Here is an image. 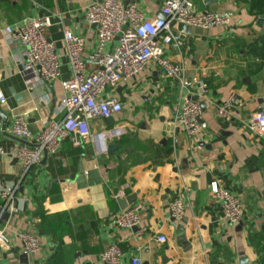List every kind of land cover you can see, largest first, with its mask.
<instances>
[{"label":"crops","instance_id":"crops-1","mask_svg":"<svg viewBox=\"0 0 264 264\" xmlns=\"http://www.w3.org/2000/svg\"><path fill=\"white\" fill-rule=\"evenodd\" d=\"M90 1L0 0V90L5 98L0 108L8 116L5 129L0 121V148L6 152L0 153V188L20 183L17 212L6 221L0 211L12 240L11 248L0 250V263L23 264L16 234L29 231L40 239L39 250L28 257L31 263L103 264L100 253L116 243L124 252L120 264H133V259L141 264H240L241 257L247 258L244 264H264V135L241 122L264 110V12L251 13L248 0H193L198 11L233 10L231 26L194 27L180 40L179 50L167 47L170 57L185 62L187 79L197 77L205 89L194 81L185 89L149 65L110 93L123 110L113 123L91 120L93 138H84L80 147L66 139L56 155L43 157L25 176L20 162L8 154L20 144L10 132L14 116L24 114L34 133L45 120L63 117L62 81L72 76L63 30L85 38L84 57L94 50L95 27L84 18ZM132 1L145 16L161 17L164 0H125ZM261 6L264 10V0ZM46 15H52L48 32L61 62L60 76L52 82L22 70L23 47L5 31L25 17ZM232 93L242 105L229 120H221L216 105ZM185 97L204 109L208 128L198 139L173 127V113ZM115 127H123L124 134L108 136L106 131ZM111 144L117 146L112 154ZM213 181L241 199L245 213L240 223L224 217L210 190ZM120 191L121 198L136 195L130 205H144L136 228L114 225L123 209L115 196ZM185 193V217L172 221L169 206ZM160 234L166 243L156 241Z\"/></svg>","mask_w":264,"mask_h":264},{"label":"built area","instance_id":"built-area-1","mask_svg":"<svg viewBox=\"0 0 264 264\" xmlns=\"http://www.w3.org/2000/svg\"><path fill=\"white\" fill-rule=\"evenodd\" d=\"M161 12L165 17H147L135 1L93 0L84 7L85 21L95 27V48L84 57L85 38L69 28L63 30V43L68 56L72 76L62 81L66 96L63 100V117L59 120H45L39 132H32L24 114L13 117L10 132L25 140L26 144H17L8 154L22 165L24 176L41 164L44 153L56 155L63 142L70 139L72 146L80 147L84 138H93L90 122L94 119L115 117L123 110L120 100L112 96L122 83L127 82L155 66L167 78L177 79L183 88L188 89L192 82L200 89L206 83L194 77L187 79V67L183 59L170 57L166 50L172 47L180 49V34L177 24L184 23L193 28L210 29L229 27L235 16L233 10L198 11L193 0H164ZM175 23L176 26L172 24ZM53 24L52 15L43 17H25L5 31L12 40L19 42L21 65L25 73H37L43 81L52 82L60 76V55L54 41L49 37V28ZM114 46L110 49V43ZM5 98L0 90V103ZM242 105L238 94L232 93L223 102L216 105L215 114L221 120H229L233 111ZM249 131L264 133V110L252 113L241 121ZM174 130L183 131L189 138L198 139L207 132L208 124L204 119V109L197 101L185 97L180 107L173 113ZM125 132L123 127L106 131L108 136L118 137ZM174 144L177 140L174 137ZM0 153L6 152L0 148ZM20 183L0 188L1 214L17 212L14 205ZM210 190L222 206L224 217L230 224L241 222L245 207L241 199L232 191L224 188L218 181L210 183ZM117 198L124 196L120 191ZM187 194L180 195L169 206L171 218L182 221L188 205ZM144 210L141 203L121 209L113 218L119 228L133 229L140 224V214ZM16 238L22 245L23 253L28 257L40 248V239L29 231H19ZM159 243H166L164 234L154 237ZM12 240L7 228L0 219V250L11 248ZM124 252L119 244H111L100 253L103 264H120ZM133 264H141L133 259ZM1 264V263H0ZM28 264L31 263L28 260Z\"/></svg>","mask_w":264,"mask_h":264},{"label":"water","instance_id":"water-1","mask_svg":"<svg viewBox=\"0 0 264 264\" xmlns=\"http://www.w3.org/2000/svg\"><path fill=\"white\" fill-rule=\"evenodd\" d=\"M161 17H165V15L162 13ZM172 25H173V26H176L175 23H173ZM177 29H178L179 32H181V36H180L181 39H183V38L185 37V34H192V33H193V27L190 26V25H186V24H184V23H179V24H177ZM7 120H8V116H7V114L4 113V112L1 110V108H0V121L2 122V127H3V129H5V127H6ZM107 120H108L109 122L113 123L114 117H109V118H107ZM263 135H264V133H263ZM17 140L19 141V143H22V144H26V143H27L25 140H21V139H19V138H18ZM116 148H117V146H116L115 144H111V145H109L108 152H109L110 154H112L113 151H114ZM45 158H47V153H46V152L44 153V159H45ZM136 199H137V197H136L135 194L129 195V196L125 197V198H121V199L118 200V202H119V206H120L121 208H125V207H127L128 205H130V204H132L133 202H135ZM9 218H10V213H9V212H5V213L3 214V219L7 221ZM171 220H172V221H175L174 218H171ZM135 228H136V227H135ZM180 228H183V226L180 225ZM238 229H240V226L238 227ZM20 259H21V263H23V264H28V255H27V254H25V253L21 254ZM246 262H247V258L241 257V258L239 259V263H240V264H244V263H246Z\"/></svg>","mask_w":264,"mask_h":264},{"label":"trees","instance_id":"trees-1","mask_svg":"<svg viewBox=\"0 0 264 264\" xmlns=\"http://www.w3.org/2000/svg\"><path fill=\"white\" fill-rule=\"evenodd\" d=\"M250 2V11L253 14H260L263 13L264 10L262 9V2L263 0H248Z\"/></svg>","mask_w":264,"mask_h":264}]
</instances>
